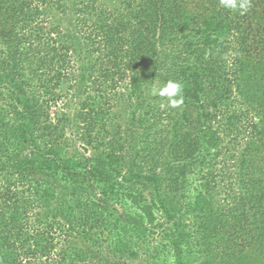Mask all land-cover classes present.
I'll use <instances>...</instances> for the list:
<instances>
[{"label": "trees", "instance_id": "trees-1", "mask_svg": "<svg viewBox=\"0 0 264 264\" xmlns=\"http://www.w3.org/2000/svg\"><path fill=\"white\" fill-rule=\"evenodd\" d=\"M43 263L264 264V0H0V264Z\"/></svg>", "mask_w": 264, "mask_h": 264}, {"label": "rangeland", "instance_id": "rangeland-1", "mask_svg": "<svg viewBox=\"0 0 264 264\" xmlns=\"http://www.w3.org/2000/svg\"><path fill=\"white\" fill-rule=\"evenodd\" d=\"M125 88H127V86L125 85L124 86ZM121 90H123V88L121 89ZM162 91V89L160 88V86H154L153 88H152V90H151V93L152 94H157V93H159V92H161ZM123 92H125V93H127V91H126V89H124L123 90ZM165 92V91H164ZM124 98H126V97H124ZM126 100V99H125ZM122 101L123 102V107L120 109V110H118L119 112H121V115L120 116H123V118L122 119H120V120H118V121H122V120H124V117H125V119L127 118V116H130V114H129V112L128 111H130V107L127 105L128 103H126V101ZM60 111H62V112H65L64 110H60ZM75 110H67V112H70L71 114L74 112ZM78 145H80V143L78 144ZM79 148V147H78ZM194 174H191L190 175V187H189V191H188V193L186 194L187 195V197H188V199H191V200H193V198H194V196H195V194H196V188L198 187V185H199V183H200V173H198L197 171H195V172H193ZM215 174V173H214ZM217 174H215V176H216ZM221 178H219V177H216V180H217V183L216 184H214L216 187H215V190L217 191V197H222L225 193H224V186H223V184L222 183H219V181H221L220 180ZM148 196V195H147ZM115 205L120 209V206L118 205V203H115ZM122 212H124V211H122ZM157 213V215L158 216H160L161 215V212H159V211H157L156 212ZM156 238H158V239H160L161 237H160V234L159 233H157L156 234ZM43 264H49V263H43Z\"/></svg>", "mask_w": 264, "mask_h": 264}]
</instances>
